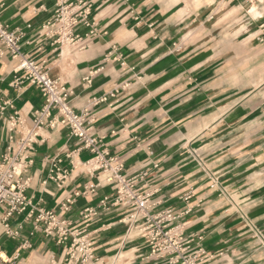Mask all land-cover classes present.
<instances>
[{
    "label": "crops",
    "instance_id": "obj_1",
    "mask_svg": "<svg viewBox=\"0 0 264 264\" xmlns=\"http://www.w3.org/2000/svg\"><path fill=\"white\" fill-rule=\"evenodd\" d=\"M70 2L89 13L73 42L43 30L57 0H0V22L22 35L24 55L72 91L76 113L89 110L90 134L136 192L150 195L151 216L177 217L170 228L205 251L203 264H264V240L239 235L245 217L264 213V0ZM43 105L0 42L1 155L21 136L20 127L9 131L11 118L33 127ZM92 159L68 127L37 130L23 174L34 214L7 218L0 208V264H66L79 235L92 244L87 264H167L151 255L144 221L129 220L132 207L114 205L116 185ZM237 164H255V187L240 184ZM39 210L64 223L65 240L62 231L46 234Z\"/></svg>",
    "mask_w": 264,
    "mask_h": 264
},
{
    "label": "built area",
    "instance_id": "obj_2",
    "mask_svg": "<svg viewBox=\"0 0 264 264\" xmlns=\"http://www.w3.org/2000/svg\"><path fill=\"white\" fill-rule=\"evenodd\" d=\"M83 6L82 2L75 6L70 0H57L56 17L43 29L48 30L49 34L46 36H58V40H61L62 43L73 42L74 28L80 22H85L89 15L87 9L76 13V8L80 7L79 9H81ZM21 38V34L9 31L0 22V42L8 48L13 60L17 61L18 71L24 74L26 82L39 89L44 99V105L41 110L34 113L33 127H27L20 116L12 117L9 122V131L13 133L17 127H20L21 136L14 141V146L9 148L10 153L0 154V208L6 209V217L13 214L22 215L29 208L31 210L28 217L30 218L34 214V208L26 194L28 181L24 179L23 174L30 164L29 153L33 150L37 130L46 124L52 128L66 126L69 128L71 136L78 140L80 147L93 155L92 161L97 169L105 175L106 182L116 185L114 205L131 206L133 211L129 215V220L135 223L144 221L143 231L149 240L151 255L156 256L159 260L167 258V264H203L207 261L209 258L202 248L192 249L193 239L184 237L177 228H170V224L176 221L177 217L172 216L171 213L158 217L150 215V195L136 192L135 182L126 179L122 174L123 166L114 165L115 159L108 157L109 154L103 149L102 141L90 134V129L87 127L90 120L89 110L80 114L74 111L71 106L72 91L60 80L52 79L43 63L22 53ZM76 41H79L81 46L85 44V40L80 37ZM87 82H90L89 78H87ZM110 96L114 97L113 94ZM107 100V97H103L95 101L93 105L98 106ZM11 139L13 140V138ZM52 179L61 181L58 173L56 176L53 175ZM91 192L94 190L91 189ZM79 194L77 193V196ZM108 201L105 199L102 205L104 206ZM67 204H71V201H68ZM65 210H69V207ZM87 214L91 215L92 211L88 210ZM38 222H45L47 235L62 231L65 240L67 231L61 228L64 223L58 221L53 212L39 210ZM8 234L11 233L8 232ZM79 236L73 240L68 249L66 264H87L95 260L92 244L88 237ZM2 261L4 258L0 254V262Z\"/></svg>",
    "mask_w": 264,
    "mask_h": 264
},
{
    "label": "rangeland",
    "instance_id": "obj_3",
    "mask_svg": "<svg viewBox=\"0 0 264 264\" xmlns=\"http://www.w3.org/2000/svg\"><path fill=\"white\" fill-rule=\"evenodd\" d=\"M238 134V133H236ZM239 160V159H237ZM238 163H240L238 161ZM239 164H237L238 166ZM238 167H240V171L237 173L238 179L239 181H241L240 184H244L243 186H245L246 184L249 183H253L252 187H255L256 184V179H254L253 177L255 176V172L252 168L255 167V164H249L243 167V165H239ZM251 181V182H250ZM248 197H241V200H244ZM249 198H251V196H249ZM253 199H256V197H253ZM239 200L238 197L233 196L232 201L237 202ZM238 203V202H237ZM258 205V204H257ZM253 207V205L251 206ZM257 207V206H255ZM245 219L250 222L249 224L244 223V225L246 226L245 229H243V231L239 232V235H243L244 236H248L251 237L250 242L252 241H260V240H264V213L261 215H258L255 219H253L252 217L248 216L245 217ZM252 221L255 223H252ZM243 226V225H241ZM250 245H253L252 243H250Z\"/></svg>",
    "mask_w": 264,
    "mask_h": 264
}]
</instances>
